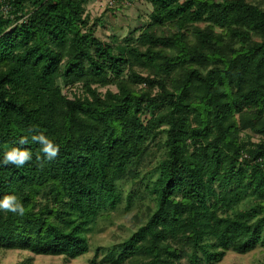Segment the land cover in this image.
Masks as SVG:
<instances>
[{"label":"trees","instance_id":"obj_1","mask_svg":"<svg viewBox=\"0 0 264 264\" xmlns=\"http://www.w3.org/2000/svg\"><path fill=\"white\" fill-rule=\"evenodd\" d=\"M89 1L0 0V200L24 208L0 209V249L88 253L97 218L121 202L118 183H135L161 133L154 207L90 262L215 264L264 249V8L144 0L139 34L108 41L84 15ZM13 149L31 159L5 163Z\"/></svg>","mask_w":264,"mask_h":264},{"label":"rangeland","instance_id":"obj_2","mask_svg":"<svg viewBox=\"0 0 264 264\" xmlns=\"http://www.w3.org/2000/svg\"><path fill=\"white\" fill-rule=\"evenodd\" d=\"M107 1L90 0L85 6L84 15L88 16L90 22L95 19L100 20L96 26V35L109 41L112 34L122 38L134 29L133 36L136 37L139 34L138 28L149 20L151 6L144 0H134L130 4L118 0L114 5H109ZM247 1L257 3L264 8V0ZM141 86L143 85L141 84ZM109 88L115 90L114 86ZM105 90L106 87H99L98 91L104 92ZM71 91V89L64 90L68 95ZM244 133L250 134L252 141H258L256 134H251L247 130ZM164 138V134L161 133L157 141L150 142L148 155L138 167L139 172L134 184H131L129 180L118 183L122 191L121 202L115 209L105 212L97 218L93 231L88 233L90 242L88 253L75 259H65L63 256L34 255L26 250L0 249V264H16L27 257L32 258V264H93L90 260L94 257L97 248L105 249L128 237L144 219L149 208L154 207L153 195L149 194L146 184L152 186V182L156 178L155 166L164 157ZM127 193H131L133 196L132 203L128 208H126ZM261 261H264V249L256 248L245 254L228 250L222 260L215 264H255ZM183 264L188 263L183 261Z\"/></svg>","mask_w":264,"mask_h":264},{"label":"clouds","instance_id":"obj_3","mask_svg":"<svg viewBox=\"0 0 264 264\" xmlns=\"http://www.w3.org/2000/svg\"><path fill=\"white\" fill-rule=\"evenodd\" d=\"M33 140H39L43 144L42 151L45 153L47 158L52 159L58 154V147L43 135L33 136ZM30 159L31 155L29 151L13 149L6 154L5 163H14L19 166L23 165ZM0 209L11 211L13 213H19L21 215L24 213L23 206L17 201L15 196H6L3 200H0Z\"/></svg>","mask_w":264,"mask_h":264},{"label":"built area","instance_id":"obj_4","mask_svg":"<svg viewBox=\"0 0 264 264\" xmlns=\"http://www.w3.org/2000/svg\"><path fill=\"white\" fill-rule=\"evenodd\" d=\"M118 0H108L107 2H108V4L109 5H114L116 2H117ZM124 1V3H126V4H130L132 1H134V0H123ZM135 1H137V0H135Z\"/></svg>","mask_w":264,"mask_h":264}]
</instances>
